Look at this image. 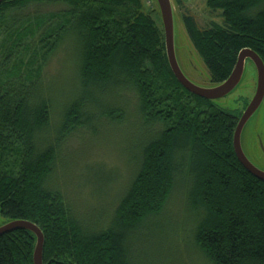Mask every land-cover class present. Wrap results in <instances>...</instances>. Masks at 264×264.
<instances>
[{
	"label": "trees",
	"instance_id": "obj_1",
	"mask_svg": "<svg viewBox=\"0 0 264 264\" xmlns=\"http://www.w3.org/2000/svg\"><path fill=\"white\" fill-rule=\"evenodd\" d=\"M55 5L64 9L42 13ZM207 7L223 25L200 30L190 16L183 23L214 86L245 49L264 63V0H207ZM146 9L143 0L0 6V216L41 230L43 264H136L132 240L154 218H167L181 196L198 218L194 241L205 263L264 264V182L233 147L249 102L228 113L186 91L170 69L160 14ZM57 55L61 67L47 78ZM67 56L72 80L63 79ZM53 81L67 84L55 91ZM129 122L145 139L135 144L129 181L120 176L123 192L100 218L78 214L68 190L50 185L66 143ZM36 241L26 230L1 236L0 264H34Z\"/></svg>",
	"mask_w": 264,
	"mask_h": 264
},
{
	"label": "rangeland",
	"instance_id": "obj_2",
	"mask_svg": "<svg viewBox=\"0 0 264 264\" xmlns=\"http://www.w3.org/2000/svg\"><path fill=\"white\" fill-rule=\"evenodd\" d=\"M143 2L147 11L153 10L160 14L156 0ZM171 3L179 65L191 82L203 88H211L214 86L211 76L187 35L183 16L192 17L200 30H207L212 23L223 25L220 13L210 11L207 0H171ZM62 9L63 6L55 5L43 8L42 13H57ZM159 16L161 18V15ZM63 57L57 55L53 58L46 70L47 78L58 73ZM64 62L66 74L65 77L63 74L60 76L64 77L63 79L69 76V80H72L75 77L73 62L68 56ZM60 84L59 81H53L50 88L58 91L60 86L67 83ZM256 86V69L252 62L247 61L239 86L227 97L214 101L215 108L228 113L242 112L245 104L254 97ZM98 133L93 139H87V142L85 139L81 140L79 136L69 139L63 149L64 154L67 153L61 158L50 184L55 188L65 187L68 190L65 192L75 208L77 207L78 214L88 215L91 220L100 218L107 205L112 204L121 195L133 171L132 160L137 149L134 148L135 144H140L145 139L143 130L133 122L102 128ZM241 143L246 157L264 171V101L245 126ZM120 176L126 178L125 183L119 188ZM93 179L98 180L93 184L96 188H92L94 187L92 184L87 185L88 180ZM167 212V218H154V221L149 222L141 230L140 237L132 240L130 248L136 264H207L194 241L198 218L186 207L184 209L181 196L174 198ZM161 220L163 221L160 224ZM7 223L8 221L0 216V227ZM160 225L163 227L161 233H165L154 238L161 228ZM172 228L177 229V235L172 234L173 237L169 232L166 233Z\"/></svg>",
	"mask_w": 264,
	"mask_h": 264
},
{
	"label": "water",
	"instance_id": "obj_3",
	"mask_svg": "<svg viewBox=\"0 0 264 264\" xmlns=\"http://www.w3.org/2000/svg\"><path fill=\"white\" fill-rule=\"evenodd\" d=\"M7 0H0V6ZM165 35L166 55L170 69L180 85L192 95L209 101H217L231 94L241 83L247 61L253 63L257 73L256 92L244 110L233 138V147L238 161L252 176L264 182V171L257 168L245 155L242 148V134L249 120L258 111L264 101V63L252 50L245 49L240 52L236 66L231 76L223 83L211 88H203L191 82L183 73L175 49V20L171 0H156ZM17 230H26L36 237V247L33 256L34 264H43L44 236L34 224L26 221H11L0 227V237Z\"/></svg>",
	"mask_w": 264,
	"mask_h": 264
}]
</instances>
